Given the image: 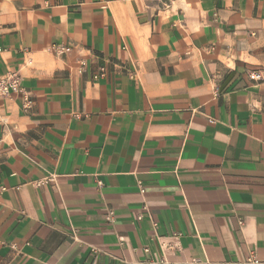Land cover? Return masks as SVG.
Wrapping results in <instances>:
<instances>
[{"label": "crops", "instance_id": "1", "mask_svg": "<svg viewBox=\"0 0 264 264\" xmlns=\"http://www.w3.org/2000/svg\"><path fill=\"white\" fill-rule=\"evenodd\" d=\"M10 69L0 264L264 263V0H0Z\"/></svg>", "mask_w": 264, "mask_h": 264}, {"label": "built area", "instance_id": "2", "mask_svg": "<svg viewBox=\"0 0 264 264\" xmlns=\"http://www.w3.org/2000/svg\"><path fill=\"white\" fill-rule=\"evenodd\" d=\"M70 50H71V47L69 46L57 45L55 47V53L58 55L68 53ZM80 64L81 66H83L85 63L81 61ZM104 73H105V68L102 66V67H99L97 71L93 73L92 77L93 79H97L99 77L104 76ZM248 76L250 79H253V80L262 79V74L259 70L250 71L248 73ZM20 82H21V77H20V73L18 70H14V69L7 70L4 74L0 76V97H8L12 93L18 92L20 90ZM211 121L212 120H210V122ZM112 218H113L112 213H108L106 215V220L108 222H111Z\"/></svg>", "mask_w": 264, "mask_h": 264}]
</instances>
